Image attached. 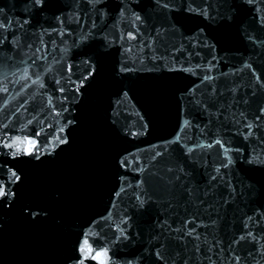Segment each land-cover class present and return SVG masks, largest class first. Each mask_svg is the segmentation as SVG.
I'll return each instance as SVG.
<instances>
[{"label":"snow or ice","instance_id":"1","mask_svg":"<svg viewBox=\"0 0 264 264\" xmlns=\"http://www.w3.org/2000/svg\"><path fill=\"white\" fill-rule=\"evenodd\" d=\"M151 82L170 89L180 118L169 137L141 147L133 142L156 129L139 95ZM97 91L119 149L100 188L105 212L76 231L23 194L35 172L74 149ZM258 174L264 0L0 6V213L19 209L33 226L53 219L70 237L60 264H264ZM4 222L0 214V231Z\"/></svg>","mask_w":264,"mask_h":264},{"label":"water","instance_id":"2","mask_svg":"<svg viewBox=\"0 0 264 264\" xmlns=\"http://www.w3.org/2000/svg\"><path fill=\"white\" fill-rule=\"evenodd\" d=\"M0 6L7 8L9 0H0ZM139 95L153 111L156 121L152 135L133 142L144 147L161 137H169L180 117L170 89L163 84H142ZM104 107V93L97 91L85 110V127L79 132L74 149L35 172L23 194L25 201L48 203L52 207L53 217L63 216L64 223L75 226L76 231H79V226H86L90 219L103 214L106 208L107 189L103 199H99L100 188L110 173L111 159L119 144L104 127ZM128 119L134 121L136 117L133 115ZM236 142L239 143V139ZM126 146L133 148V144ZM258 179L264 180V174H258ZM56 191L64 194L61 202L52 200V194ZM0 214L4 215L6 221L3 231H0V264H60L70 237L58 232L53 219L44 225L33 226L25 222L19 209Z\"/></svg>","mask_w":264,"mask_h":264}]
</instances>
